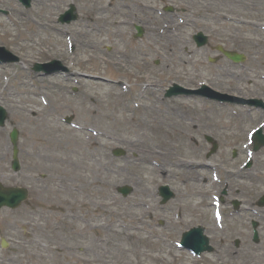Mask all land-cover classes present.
I'll return each instance as SVG.
<instances>
[{"label":"rangeland","instance_id":"374dc122","mask_svg":"<svg viewBox=\"0 0 264 264\" xmlns=\"http://www.w3.org/2000/svg\"><path fill=\"white\" fill-rule=\"evenodd\" d=\"M138 1L32 0L25 9L17 0H0V9L8 12L0 14V45L19 57L0 64V106L8 114L0 127V182L30 192L17 208L0 209V240L8 243L0 246V264H264V207L251 206L264 193V148L251 157L246 146L249 130L262 123L264 112L195 95L163 96L172 82L186 87L206 82L258 97L264 91V0ZM69 3L78 17L60 24L57 16ZM168 22L177 25V47L167 46L158 32ZM135 25L143 29L139 38H134ZM198 30L209 36L207 46L194 45ZM217 44L243 52L245 61L208 62L218 54L212 49ZM50 59L68 66L70 75L43 76L33 70L35 62ZM143 77L148 86L140 93ZM117 79L121 88L114 84ZM134 101L146 108H135ZM45 107L47 116L39 112ZM13 127L19 130L16 173L9 166ZM204 133L219 144L210 157ZM148 146L160 153L145 162ZM116 147L125 156H113ZM249 157L252 165L245 169ZM177 159L193 168L178 166ZM204 162L212 169L198 166ZM81 178L94 190L101 188L100 181L109 182V191L121 200L137 197V189L146 187L149 196L140 198L144 205L136 213L148 241L142 252L152 254L155 241L153 250L164 260L153 263L140 256L134 246L123 244L115 227L103 235L86 227L87 217L97 213L98 198L96 203L83 198ZM124 184L134 187L125 197L117 191ZM162 184L175 197L161 205L157 188ZM226 185L228 194L214 207ZM234 198L242 203L240 212L230 205ZM251 217L261 224L257 244L251 241ZM195 225L205 228L215 249L192 258L175 242Z\"/></svg>","mask_w":264,"mask_h":264},{"label":"bare ground","instance_id":"6f19581e","mask_svg":"<svg viewBox=\"0 0 264 264\" xmlns=\"http://www.w3.org/2000/svg\"><path fill=\"white\" fill-rule=\"evenodd\" d=\"M191 2V1H190ZM139 4L140 2L137 0H133V4ZM140 5V4H139ZM177 27L176 24H173L172 22H168L165 25L161 24L157 27L159 33H164V38L162 40H165L167 46H174L177 47V43L173 39L174 34L173 30L174 28ZM123 58L122 56L120 57ZM99 60V58H96ZM120 62H110L113 66L116 67L117 64ZM144 81L141 82V87H139V91L141 93H144L145 90L147 89L146 85V79L143 77ZM120 79H117L114 84L118 85L120 88ZM142 83H144L142 85ZM133 106L135 108H141L144 109L146 106L143 103H138L136 101L133 102ZM149 109L153 112H157V107H151L149 106ZM44 112L45 115L48 112V108L45 107L42 110H39V112ZM48 115V114H47ZM46 115V116H47ZM43 122H46L44 120ZM145 125V122L144 124ZM73 142L72 140L67 141L66 145L63 147V149H67L70 143ZM53 146L52 141L50 140V148ZM159 151H156L153 146H148L145 151V155L143 157V161L145 162H150L152 158L157 156L159 154ZM176 162L178 163V166H182L185 169L188 168H193L192 163L177 159ZM207 163L200 164L199 166L201 167H207ZM81 186L80 188L84 191L83 192V198H89L91 200V203H96L94 200L95 198H98L97 203L95 204V209H96V215L95 217H87V222L86 227H93L99 235H103L109 228L115 227L117 230L118 235H122L121 241L123 242L124 245H132L134 246L135 250H138V253L142 257H146V259H149L150 262H157V261H163L164 258L160 255H158L155 249L157 242L153 241L151 243L152 247V254L151 252L148 254L143 253L144 249L142 248L143 244L147 243L148 241L146 238L142 237L141 233L143 232V226H142V219L139 217L136 213L144 205L142 202V199L140 198H146L149 196L148 189L146 187H141L138 190V195L137 197H130L126 198L124 200L119 199V197L114 196L110 191H109V186L111 184L109 182H104L100 181V186L101 188L99 190H94L90 188L89 182L85 178H81ZM202 203V202H201ZM82 205L88 204L85 201L81 202ZM107 217H111V220L108 222ZM74 218V216H73ZM181 222L183 221L182 219H179ZM74 221V220H73ZM72 221V222H73ZM91 222L93 224H91ZM160 241V240H159ZM162 245H167L168 243H172L170 240H164L160 241ZM125 251L124 246L121 247V252ZM126 252H130L127 250ZM178 257L174 259L176 261Z\"/></svg>","mask_w":264,"mask_h":264},{"label":"water","instance_id":"95a60500","mask_svg":"<svg viewBox=\"0 0 264 264\" xmlns=\"http://www.w3.org/2000/svg\"><path fill=\"white\" fill-rule=\"evenodd\" d=\"M22 2H24L26 5H28L29 0H21ZM73 12V8H71L68 13H69V17L67 18V20H69L72 17ZM72 15H71V14ZM139 30V29H138ZM140 31V30H139ZM195 39H201V43L205 42L206 38L204 36H200V35H195L194 36ZM228 57H230L231 59L238 61L242 59L241 55L235 54V53H230V52H224ZM2 60L8 61V60H16V58H3ZM37 68H40V66H37ZM173 92H169L167 95H170ZM6 117V113L4 112V110H2L0 108V124H3L4 118ZM16 137H17V131L14 129L11 134H10V138L12 141V144L14 146L13 151V169L16 170L18 169V162L16 159V153H17V149H16ZM262 139L264 140L263 137H261L259 135V133H257V140L262 141ZM258 146V144H257ZM214 151V149L212 150ZM119 190L126 195L129 191L130 188L125 187H121L119 188ZM162 195L165 196V198L170 197L167 193H165V189L161 188L160 189ZM27 193L25 189H18V188H2L0 186V206L1 205H7L10 207H14L16 205H18L21 200L25 199ZM261 205H264V197H262V199L259 202ZM255 241H257V237L255 235ZM183 241L184 243L186 242H191V244H188L190 247L194 248L197 252H201L205 249L207 250H211V248L207 245L208 244V239L202 235V229H192L190 232H187L183 235ZM187 244V243H186Z\"/></svg>","mask_w":264,"mask_h":264}]
</instances>
